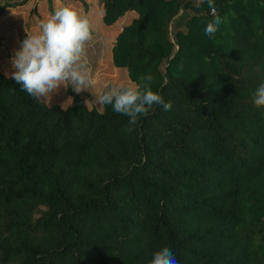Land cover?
Here are the masks:
<instances>
[{
	"label": "trees",
	"instance_id": "obj_1",
	"mask_svg": "<svg viewBox=\"0 0 264 264\" xmlns=\"http://www.w3.org/2000/svg\"><path fill=\"white\" fill-rule=\"evenodd\" d=\"M100 2L105 24L125 16L114 65L172 108L133 127L85 91L65 110L0 73V264H149L164 246L264 264V0Z\"/></svg>",
	"mask_w": 264,
	"mask_h": 264
},
{
	"label": "clouds",
	"instance_id": "obj_2",
	"mask_svg": "<svg viewBox=\"0 0 264 264\" xmlns=\"http://www.w3.org/2000/svg\"><path fill=\"white\" fill-rule=\"evenodd\" d=\"M220 23L216 18L207 24L205 35L213 38ZM25 31L27 35L12 58L11 78L21 85V91L50 104L53 93H59L62 87L79 94L96 86L87 57L94 33L90 14L72 4H61L41 23L40 31L30 32L28 28ZM140 80L143 83L127 81L93 93L101 114L103 106L110 105L114 112L127 116L129 125L134 127L157 106H162L164 111L171 110L172 102H165L162 93L148 83L152 80L150 75ZM252 98L256 107H264V83L253 91ZM71 103L72 97H69L61 107L67 110ZM149 264H179V261L173 250L164 246L153 253Z\"/></svg>",
	"mask_w": 264,
	"mask_h": 264
},
{
	"label": "crops",
	"instance_id": "obj_3",
	"mask_svg": "<svg viewBox=\"0 0 264 264\" xmlns=\"http://www.w3.org/2000/svg\"><path fill=\"white\" fill-rule=\"evenodd\" d=\"M61 4L74 5L84 13L90 14L93 21V40L88 47L87 57L97 83L95 87L89 88V91L85 90L87 93H83L82 98L85 103L90 101L89 104L86 103L89 108L94 107L100 111V107L94 103L93 93L102 92L105 86L131 81L125 67L114 65L112 53L125 16L112 24H105L104 9L100 0H24L15 7H6L0 14V73L11 76L14 71L12 58L27 35L25 29L28 28L30 32L40 31L41 23ZM69 97L71 96L67 89L62 87L59 93H53L50 104H46L61 107Z\"/></svg>",
	"mask_w": 264,
	"mask_h": 264
},
{
	"label": "rangeland",
	"instance_id": "obj_4",
	"mask_svg": "<svg viewBox=\"0 0 264 264\" xmlns=\"http://www.w3.org/2000/svg\"><path fill=\"white\" fill-rule=\"evenodd\" d=\"M20 1H23L24 2V0H0V10H2V7L3 6H6V5H12V4H16V3H20ZM22 2V3H23ZM187 11L188 12H192V10H191V8H188L187 9ZM1 12V11H0ZM202 12L203 13H206V10H205V8H204V10H202ZM210 13L212 14H215V9L214 8H211L210 9ZM177 18H178V16H176L175 17V22L173 23V27H174V29L177 27V26H180L182 29H185V26H184V24H183V20H181V21H179V20H177Z\"/></svg>",
	"mask_w": 264,
	"mask_h": 264
}]
</instances>
